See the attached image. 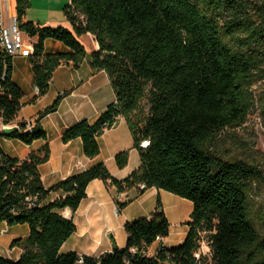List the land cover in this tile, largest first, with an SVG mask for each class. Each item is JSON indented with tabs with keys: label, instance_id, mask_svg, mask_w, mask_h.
I'll list each match as a JSON object with an SVG mask.
<instances>
[{
	"label": "trees",
	"instance_id": "obj_1",
	"mask_svg": "<svg viewBox=\"0 0 264 264\" xmlns=\"http://www.w3.org/2000/svg\"><path fill=\"white\" fill-rule=\"evenodd\" d=\"M28 7V0H15L19 29L35 38L28 58L37 89L34 99L47 92L59 65L77 67L85 59L91 69L107 74L115 95V103L93 122L82 120L65 129L61 142L78 139L83 155L94 158L98 138L122 117L139 166L118 181L97 163L45 189L38 166L48 159L46 144L24 160L10 158L0 148V224L28 228L24 240L10 243L20 249L18 259L0 256V264H202L204 257L194 255L203 236L210 264H264V236L252 223L249 207L252 187L264 186V173L255 159L233 158L217 149L226 131L241 127L255 106L264 109V91L257 97L253 89L264 84V0H70L63 16L73 33L22 24ZM84 35L97 45L88 56L77 40ZM48 39L68 52L44 55ZM65 95L37 114L30 131L21 122L16 132L0 138L27 146L46 141L40 121L57 110ZM21 99L12 82V58L0 53L4 125L17 116ZM143 140L149 142L146 149L138 147ZM127 161V151L114 157L118 169ZM93 180L108 183L119 194L136 189L140 195L154 188L189 201L192 211L182 245L160 246L153 257L146 255L169 233L157 199L148 219L124 225V248L114 247L97 258L60 253L75 232L73 221L60 212H75ZM55 192L62 197L50 202ZM125 205L116 202L117 211Z\"/></svg>",
	"mask_w": 264,
	"mask_h": 264
},
{
	"label": "crops",
	"instance_id": "obj_2",
	"mask_svg": "<svg viewBox=\"0 0 264 264\" xmlns=\"http://www.w3.org/2000/svg\"><path fill=\"white\" fill-rule=\"evenodd\" d=\"M1 1L5 11L15 15V0ZM28 1L29 7L22 18V24L30 23L40 28H64L73 33L71 26L63 16V10L69 5L70 0ZM34 7L37 9L36 12L32 11ZM28 39L32 43L35 42V38ZM77 40L83 46L87 56L97 49L90 35L81 36ZM66 52L68 50L57 41L48 39L44 42V55ZM12 82L21 91L22 99L17 116L7 127L17 126L23 121L35 120L37 114L50 106L58 95L66 93L57 110L40 121L46 141H37L27 146L16 140L0 138L2 152L18 160H24L30 153H35L45 144L47 145L48 159L38 166L40 180L45 189L97 163H102L108 173L118 181L125 179L138 168V152L133 147V138L122 117H118L115 124L98 138L99 151L94 158H86L83 155L81 142L78 139L66 144L61 142V135L65 129L82 120L93 122L108 105L115 103V95L107 74L91 69L86 59L77 67L71 62L59 65L51 76L47 92L37 99H34L37 90L27 58L14 57L12 59ZM122 151L128 152V161L124 168L118 169L114 157ZM60 197L62 194L55 192L49 195L48 200L52 202ZM165 198L168 197L164 191L154 188L145 190L140 195L136 189L119 194L108 183L93 180L88 184L85 198L75 212L67 208L60 212L62 217L73 221L75 232L63 243L59 252L62 254L74 252L78 257L97 258L104 253L111 252L114 247L122 249V246L115 243L116 235L124 233L126 223L148 219L155 209L157 199L167 219L163 203ZM116 202H126V205L117 211ZM4 226L6 225H1V228ZM186 233L187 228L179 233V243L183 242ZM27 235L28 230L21 235L16 234L10 243L17 239L24 240ZM166 239H160L161 246L169 248L165 246ZM66 244L69 246L63 251ZM152 245H156V242ZM20 253L18 248L13 252L14 258L7 255L0 256L15 261Z\"/></svg>",
	"mask_w": 264,
	"mask_h": 264
},
{
	"label": "rangeland",
	"instance_id": "obj_3",
	"mask_svg": "<svg viewBox=\"0 0 264 264\" xmlns=\"http://www.w3.org/2000/svg\"><path fill=\"white\" fill-rule=\"evenodd\" d=\"M32 11L36 12L34 7ZM253 89L257 97H259L264 91V84L256 83L253 85ZM143 109L146 111L148 106L146 100L141 103ZM220 154L226 156L230 155L233 158H240L244 160L255 159V162L260 164V169L264 173V109L255 106L248 114L245 123L235 129L226 131L223 139L219 142L217 147ZM247 149L250 150V154H247ZM168 198L163 200L164 208L166 210V216L170 224L168 237L165 241V246L169 248H177L182 245L178 242L179 233L184 231L187 227L184 225L189 221V215L192 211V204L184 199L178 198L164 192ZM250 213L252 223L261 236H264V186L261 184H255L250 192ZM6 225L5 223L0 224ZM4 233H0V255H7L14 258L13 252L18 250V247L10 248V241L16 234H23L25 230H28L27 226L15 225L4 226ZM116 244L125 247L126 237L124 233L116 235ZM200 255L204 257L202 264L211 263V255L207 238L203 236V240L200 243ZM69 244H66L63 251L68 248ZM161 246L160 240L156 241V245H151L147 249V255L153 257L156 250ZM10 253V254H9Z\"/></svg>",
	"mask_w": 264,
	"mask_h": 264
},
{
	"label": "built area",
	"instance_id": "obj_4",
	"mask_svg": "<svg viewBox=\"0 0 264 264\" xmlns=\"http://www.w3.org/2000/svg\"><path fill=\"white\" fill-rule=\"evenodd\" d=\"M0 53L7 57H22L29 58L33 53V43L25 36V34L19 29L15 15L9 14L5 11L3 2L0 0ZM37 90V89H36ZM24 129L30 131L32 129V121H23ZM0 120V133L3 127H7ZM149 145L147 140H143L139 143L140 149H146ZM2 159L0 153V161ZM143 185H139L138 189L142 190ZM0 233H4V228L0 230ZM160 240V239H157ZM200 247L198 252L194 255L195 259H199ZM81 259L79 260V262Z\"/></svg>",
	"mask_w": 264,
	"mask_h": 264
},
{
	"label": "water",
	"instance_id": "obj_5",
	"mask_svg": "<svg viewBox=\"0 0 264 264\" xmlns=\"http://www.w3.org/2000/svg\"><path fill=\"white\" fill-rule=\"evenodd\" d=\"M17 130H18L17 126H14V127H3L0 134L2 136L7 137L10 134H12L13 132H16Z\"/></svg>",
	"mask_w": 264,
	"mask_h": 264
}]
</instances>
